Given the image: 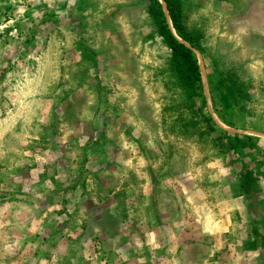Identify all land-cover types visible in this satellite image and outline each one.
Here are the masks:
<instances>
[{
	"label": "rangeland",
	"instance_id": "1",
	"mask_svg": "<svg viewBox=\"0 0 264 264\" xmlns=\"http://www.w3.org/2000/svg\"><path fill=\"white\" fill-rule=\"evenodd\" d=\"M158 2L198 91L151 0H0V264H264V0Z\"/></svg>",
	"mask_w": 264,
	"mask_h": 264
},
{
	"label": "trees",
	"instance_id": "2",
	"mask_svg": "<svg viewBox=\"0 0 264 264\" xmlns=\"http://www.w3.org/2000/svg\"><path fill=\"white\" fill-rule=\"evenodd\" d=\"M155 9L154 20L159 34L167 40L172 49L171 65L179 76L180 83L187 91H198L201 88V75L196 57L191 49L180 43L168 27L162 8L158 0H151ZM166 3L169 18L176 33L187 42H192L181 25L179 12L172 0H163Z\"/></svg>",
	"mask_w": 264,
	"mask_h": 264
},
{
	"label": "crops",
	"instance_id": "3",
	"mask_svg": "<svg viewBox=\"0 0 264 264\" xmlns=\"http://www.w3.org/2000/svg\"><path fill=\"white\" fill-rule=\"evenodd\" d=\"M247 201V200H246ZM244 210H246V208H244ZM264 212V211H263ZM263 212H259L261 215L263 214ZM263 216V215H262ZM261 227H263L264 229V221L261 222Z\"/></svg>",
	"mask_w": 264,
	"mask_h": 264
}]
</instances>
